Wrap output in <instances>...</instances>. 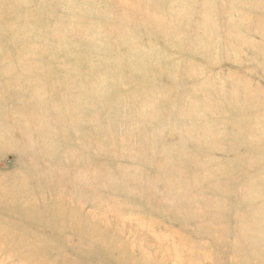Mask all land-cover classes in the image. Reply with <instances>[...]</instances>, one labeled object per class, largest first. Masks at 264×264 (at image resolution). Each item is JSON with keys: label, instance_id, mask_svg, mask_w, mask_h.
Returning a JSON list of instances; mask_svg holds the SVG:
<instances>
[{"label": "rangeland", "instance_id": "374dc122", "mask_svg": "<svg viewBox=\"0 0 264 264\" xmlns=\"http://www.w3.org/2000/svg\"><path fill=\"white\" fill-rule=\"evenodd\" d=\"M0 264H264V0H0Z\"/></svg>", "mask_w": 264, "mask_h": 264}]
</instances>
